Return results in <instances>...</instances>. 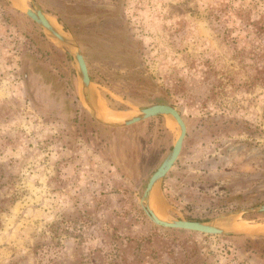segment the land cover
<instances>
[{
	"label": "rangeland",
	"instance_id": "374dc122",
	"mask_svg": "<svg viewBox=\"0 0 264 264\" xmlns=\"http://www.w3.org/2000/svg\"><path fill=\"white\" fill-rule=\"evenodd\" d=\"M35 2L80 44L103 117L181 113L152 197L161 217L264 204V0ZM25 6L0 0V264H264V212L224 222L250 229L232 235L148 218L140 199L176 123L97 122L68 49Z\"/></svg>",
	"mask_w": 264,
	"mask_h": 264
},
{
	"label": "water",
	"instance_id": "95a60500",
	"mask_svg": "<svg viewBox=\"0 0 264 264\" xmlns=\"http://www.w3.org/2000/svg\"><path fill=\"white\" fill-rule=\"evenodd\" d=\"M15 4L21 5L22 1L25 0H14ZM30 6H25V14L37 23L43 31L50 37L55 39L60 44L64 45L68 49V53L71 56L72 61L76 65V75L80 83V88L82 91L83 101L90 115L99 123L111 126V127H124L131 124L143 121L145 119L156 117L160 115L167 116L171 118L177 125L179 134L170 150L168 155L162 161V163L157 167V169L152 173L146 187L144 189L143 195L140 199V205L148 216V218L156 225L169 229H182L188 231H195L203 234L210 235H232V234H247L250 233V229L237 230L229 228L224 222H229L234 217L242 215L244 213L253 212H264V204L253 207H244L239 209H233L222 213L218 216L210 218L208 220H187L183 218H164L161 217L153 208L152 197L156 191L157 186L160 184L166 173L173 166L176 161L183 144V140L186 134V125L182 118L181 113L172 105L166 103L153 104L144 108H141L137 113L129 116L123 117L121 115L120 119L112 120L106 119L100 114L93 102L91 88L92 82L89 76V71L87 63L82 52L80 44L77 40L68 34L63 28L58 24L57 21L48 16L43 12L35 2V0H27ZM51 21L59 26L58 29Z\"/></svg>",
	"mask_w": 264,
	"mask_h": 264
},
{
	"label": "bare ground",
	"instance_id": "6f19581e",
	"mask_svg": "<svg viewBox=\"0 0 264 264\" xmlns=\"http://www.w3.org/2000/svg\"><path fill=\"white\" fill-rule=\"evenodd\" d=\"M54 25H55V23L53 22V21H51ZM56 26V25H55ZM58 29H60L59 28V26H56ZM114 114V113H113ZM111 114L112 116H110L111 118H113L112 120H116V119H120L121 118V115H119V114ZM104 118H106V117H104ZM111 118H106V119H111ZM232 224V226H233V223H231Z\"/></svg>",
	"mask_w": 264,
	"mask_h": 264
},
{
	"label": "trees",
	"instance_id": "16d2710c",
	"mask_svg": "<svg viewBox=\"0 0 264 264\" xmlns=\"http://www.w3.org/2000/svg\"><path fill=\"white\" fill-rule=\"evenodd\" d=\"M1 186V185H0ZM2 209V207L0 206V210Z\"/></svg>",
	"mask_w": 264,
	"mask_h": 264
}]
</instances>
